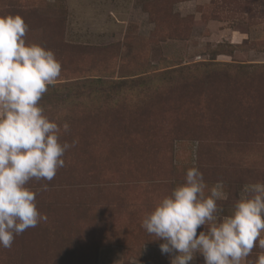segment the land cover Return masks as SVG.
Segmentation results:
<instances>
[{"label":"rangeland","instance_id":"rangeland-1","mask_svg":"<svg viewBox=\"0 0 264 264\" xmlns=\"http://www.w3.org/2000/svg\"><path fill=\"white\" fill-rule=\"evenodd\" d=\"M0 15L54 52L39 103L77 141L52 181L26 185L47 221L0 246V264H164L142 220L189 168L206 196L223 184L221 215L264 183V0H0Z\"/></svg>","mask_w":264,"mask_h":264},{"label":"clouds","instance_id":"clouds-1","mask_svg":"<svg viewBox=\"0 0 264 264\" xmlns=\"http://www.w3.org/2000/svg\"><path fill=\"white\" fill-rule=\"evenodd\" d=\"M28 26L19 15H0V246L11 248L16 236L35 228L47 215L36 206L32 179L52 181L64 167L65 152L77 143H61V128L44 114L40 100L61 74L52 50L26 43ZM68 124L63 130L68 131ZM207 185L196 167L185 182L161 198L142 220L171 264H189L197 253L205 264H241L254 247L264 249V183L245 185L228 215L217 201L226 199L218 182ZM40 191H48L43 184ZM204 230L197 235V229ZM258 241V245H257ZM255 264H264V252Z\"/></svg>","mask_w":264,"mask_h":264},{"label":"crops","instance_id":"crops-1","mask_svg":"<svg viewBox=\"0 0 264 264\" xmlns=\"http://www.w3.org/2000/svg\"><path fill=\"white\" fill-rule=\"evenodd\" d=\"M162 257H163V260L157 259V262H162L164 264H171V256H169V254L167 256V259L164 256ZM193 260H195V263L197 264V254L195 255Z\"/></svg>","mask_w":264,"mask_h":264}]
</instances>
